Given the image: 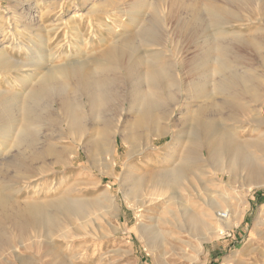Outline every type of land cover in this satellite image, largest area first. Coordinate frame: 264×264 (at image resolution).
Here are the masks:
<instances>
[{
  "label": "bare ground",
  "instance_id": "6f19581e",
  "mask_svg": "<svg viewBox=\"0 0 264 264\" xmlns=\"http://www.w3.org/2000/svg\"><path fill=\"white\" fill-rule=\"evenodd\" d=\"M130 6L122 0H100V6L87 9L90 16L87 26L96 21V28L101 29L108 38H97L101 50H95L94 43L87 41L85 36L77 31L76 44L68 43L69 47H74L77 51L74 63L54 64L59 56H54L52 51L47 54V50L43 48L49 44L43 27L36 21H20L21 25L17 28L29 33L35 31L36 40L18 33L24 38V43L17 42L15 45L17 50L24 53L27 64H0V73H10L12 68H17L15 70L25 76L19 78V83L22 86L28 84L27 87L17 90L15 85L6 81L8 89H0V141L7 145L20 138L19 142L26 155L25 163H13L14 172L20 180L29 175L34 165L55 155L56 132L82 131L97 133L95 145L91 146V150L93 153L98 152L97 155L102 157V176L108 175L122 182L129 171L123 169L120 174H116V161L113 158L116 152V137H120L122 143L131 145L129 150L134 151L138 131L152 128L158 133L161 132L158 125L161 116L159 117L156 110L169 102L168 100L174 102L173 106H177L182 97L192 104L188 108L186 104H181L186 108H180L178 118L187 116L190 123L184 130L170 132L174 146L170 148L168 158L176 163L171 170L160 173V180L156 181L158 189H177L183 187L186 182L194 186L193 179L200 181L208 166L216 170H232L235 166H241L244 159L242 156L246 153L248 145L243 142L241 144V140L233 138L234 135L230 132H221L212 138L210 127L201 123L207 108L213 109L221 121L232 119L246 101L247 104L250 103L249 108L252 111L261 112L264 103L263 31L255 34L224 33L220 28L229 25L228 22L232 20L229 21L230 18H235L243 12L257 13L263 18L264 0H136L128 12ZM155 13L159 15L155 20L160 18L156 23L153 18ZM99 16H103L101 20H97ZM123 17L131 23L123 20ZM143 17L150 18L148 23L147 19L142 21ZM159 27L169 28L170 33L172 30L180 36L182 41L177 45L178 49L190 43L193 49L191 56L184 60L166 56V47L156 35ZM90 29L91 27L89 31ZM139 32L142 33L140 40L145 47L154 46L160 49H142L136 53L132 51L128 55ZM3 33V29H0V35ZM94 51L99 52H95L94 57H90V54L87 56V53L92 54ZM68 54L62 53L64 57H69ZM0 56V60L9 61L3 59L1 52ZM23 67H34L37 70L20 71ZM179 68L183 69V74L179 73ZM10 93L13 95L5 98ZM7 100L15 103L19 114H11ZM39 130L43 133L41 142L35 134ZM152 136L150 146H153L154 140L158 141L162 137L160 133ZM262 136L263 139L258 144L260 150H264V134ZM191 146H201L205 153L202 152L201 156L195 155L193 149H190ZM204 156L208 159H202ZM133 175L128 192L143 193L147 185L146 179L138 174ZM151 189L153 190L152 187ZM94 204L98 220L105 221L106 216L112 214L117 216L118 203L113 195L111 183L107 184ZM208 210L202 217L194 213H182L176 218L179 229L187 230L195 239L203 236L209 239L211 235L221 231L220 227L226 229L228 224L234 222L232 211L226 210V213H222L215 202L208 205ZM213 210H217L214 217ZM68 214L75 219L76 223L70 222L75 235L79 234L78 222L86 223L90 234L94 233L93 227L99 228L97 218L89 216L90 213L81 200L62 197L49 209L46 205L34 202L20 205L12 196L8 200L0 198V248L4 249L6 246L4 230L7 229L26 234L28 229L32 226L34 229L38 225L43 229L45 238L51 240L53 232L67 219ZM220 214H226L228 219H222ZM214 221L219 223L215 224ZM209 229L212 232H208ZM141 235L150 249L161 248L154 234L141 231ZM68 243L67 247L73 245L71 241ZM9 254L21 264L25 263L19 248L10 247ZM50 254L55 260L52 264H67L65 255L55 251L53 247Z\"/></svg>",
  "mask_w": 264,
  "mask_h": 264
},
{
  "label": "rangeland",
  "instance_id": "374dc122",
  "mask_svg": "<svg viewBox=\"0 0 264 264\" xmlns=\"http://www.w3.org/2000/svg\"><path fill=\"white\" fill-rule=\"evenodd\" d=\"M122 1L131 5L128 8L129 12L136 0ZM98 6H100V0H0V26H2L0 29L4 31L0 35V44L2 45L0 49L3 47L0 52L4 56H2L3 59L9 60H3L4 62L0 60V64L9 65L12 63L17 66L27 64L24 53L17 50L15 45L17 42L24 43V38L18 33L36 40L34 38L35 31L29 33L17 28L18 25H21L20 21L39 22L49 39V44L43 48L47 50V54L52 51L54 56H59L55 60L54 64L56 65L66 62L74 63L77 59L75 48L68 46V43L76 44L77 31L84 35L87 41L94 43L95 50H101V44L97 38H108V36H105L101 29L96 28V21L87 26L90 17L87 14V9ZM156 14L158 13H155L153 17L155 23L157 21L155 19L159 17ZM20 17L21 19H19ZM102 17H97V20H101ZM144 19H147L146 23L150 20L148 17H143L142 21ZM123 20L131 23L126 17ZM229 21V25L220 28L222 32L255 34L262 30L264 37V14L262 18L257 13L243 12L235 18H230ZM89 27H91V31H89ZM157 31L156 35L159 37L160 43L163 42L162 44L166 47L164 49L166 56L180 60L191 56L193 49L190 43L183 48H177L182 40L176 32L171 30L170 33V29L165 27H159ZM140 36H142L141 32L138 33V39L136 38L133 42V47L127 53L128 55L132 51L136 53L142 49L149 51L160 49L154 46L145 47L141 43ZM95 52L99 51H94L92 54L87 53V56L90 54V57H94ZM62 53H69V57H64ZM15 69L12 68L10 73L5 70L0 73V89L2 91L8 89L6 81L15 85L17 90L20 87L22 89L27 87L28 84L22 86L19 83V78L24 75ZM36 70L34 67L20 69L23 72H35ZM182 71L183 69L179 68L180 74H183ZM16 89L15 91H17ZM8 95L5 98H9L13 94ZM7 101H9L8 106L11 114H19L20 111L15 103ZM168 101L156 110L159 117L161 116L158 125L161 128L159 133L162 137L158 141L154 140L153 146H150L152 135L159 133L152 128L136 133L137 141L134 143L136 145L134 151L129 150L131 145L122 143L120 137H116L114 141V151L116 152L113 154L116 161V174L118 175L124 170L130 172L122 182L108 175L102 176V157L97 155L98 152L93 153L91 150V146L95 145L97 139L96 132H56L54 142L56 150L54 151L58 152L34 165L30 171L31 174L29 173L23 180L19 179L13 167L15 161L26 162V155L19 142L20 138H16L13 143L7 145L0 141L1 199L8 200L12 196L20 205L34 202L52 209L60 198L68 197L70 200H81L90 213L89 216L96 217L93 207L96 198L104 191L107 184L111 183L113 195L118 203L117 216L113 214L106 216L105 221L98 220L96 217L99 228L93 227V234L88 231L86 223L78 222V226H76L79 234L75 235L76 232L73 231L70 222H76L69 214L67 219L53 232L51 240L45 238L43 229L38 225L34 229L32 226L26 234L10 229L4 230L7 242L4 249L0 248V264L20 263L12 254H9L12 246L22 251L24 264H52L55 260L50 254L51 247L65 255L67 264L69 262L70 264H264V150L258 148L264 134V103L261 112L256 113L249 108L250 103L247 104L246 101L232 119L224 121L218 119L213 109L207 108L201 125L210 127L212 138L220 135L221 132H230L234 135L233 138L241 140V144L243 142L248 145L246 153L242 156L244 159L241 166L239 168L235 166L237 169L234 167L233 171L228 168L216 170L208 166L200 181L193 179L194 186H190V182H186L181 188L165 190L161 188L163 190L161 191L157 185L160 173L171 170L173 164L176 163L168 158L170 148L174 146L170 132L181 131L188 127L190 120L187 119V116H183L181 121L178 118V113L180 108L183 110L186 108L181 104H186L187 108L192 104L184 97L181 98L177 106H173L174 102ZM36 132L38 138L43 136L40 130ZM41 141L42 138L39 142ZM191 148L195 155L201 156L202 152L205 153L201 146H191ZM129 157L131 158L129 159ZM202 159L207 160L208 158L204 156ZM132 173L146 179L147 185L143 193L128 192L132 178H134ZM99 179H101L100 183ZM160 193L162 194L160 195ZM214 202L220 207L222 213H226V210L232 211L234 222L228 224V228L220 227L221 231L211 235L209 239H206L205 236L195 239L188 234L187 230L179 229L176 220L182 213L198 214L202 217L203 214L209 212L208 205ZM212 212H214L212 213L214 217L217 210ZM89 216L88 218H90ZM213 223L218 224L219 222L214 221ZM141 231L156 236L161 244L160 251L147 246ZM207 231L212 232L210 229ZM87 234L90 235L86 236ZM53 238L55 240H52ZM70 241L73 242V245L67 247Z\"/></svg>",
  "mask_w": 264,
  "mask_h": 264
},
{
  "label": "built area",
  "instance_id": "2783aa9c",
  "mask_svg": "<svg viewBox=\"0 0 264 264\" xmlns=\"http://www.w3.org/2000/svg\"><path fill=\"white\" fill-rule=\"evenodd\" d=\"M220 217H221L222 219H228V217H227L226 214H220Z\"/></svg>",
  "mask_w": 264,
  "mask_h": 264
}]
</instances>
